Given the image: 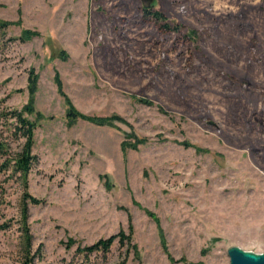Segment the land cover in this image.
I'll return each instance as SVG.
<instances>
[{"label": "rangeland", "instance_id": "1", "mask_svg": "<svg viewBox=\"0 0 264 264\" xmlns=\"http://www.w3.org/2000/svg\"><path fill=\"white\" fill-rule=\"evenodd\" d=\"M151 5L197 38L159 32L142 18ZM0 21L11 23L0 30L7 158L24 141L1 113L29 103L37 75L25 114L36 123L27 193L41 201L27 206L32 264H86L76 248L129 226L135 250L116 241L94 264H229L231 247L264 253L261 0H0ZM25 30L37 36L19 41ZM65 98L112 125L71 124ZM22 203L17 178L0 172V264L24 259Z\"/></svg>", "mask_w": 264, "mask_h": 264}, {"label": "trees", "instance_id": "2", "mask_svg": "<svg viewBox=\"0 0 264 264\" xmlns=\"http://www.w3.org/2000/svg\"><path fill=\"white\" fill-rule=\"evenodd\" d=\"M264 3V0H261ZM142 18L148 22H152L157 26V29L161 33H173V34H182L183 38L188 41H194L197 38V32L194 30H188L183 32V27L175 22H170L165 17V15L157 10L153 9V6L142 7ZM11 23L0 21V30H6ZM37 36L36 33L30 32L28 30L22 31L19 36V41L25 42ZM58 79V77H56ZM60 85V84H59ZM37 87V75L31 71L28 75V88L30 99L29 103L22 110H10L8 112L1 113V117L5 119V122L12 121L9 125L8 131H10L11 137L15 140H23V149L15 158H7L8 155V146L5 142L0 141V172L6 174L7 171H10L11 177L17 178L20 185L23 188V203L20 210V218L18 220L19 232L21 234L22 241V252H23V261L22 264H32L34 256L31 253V236L28 228V205H39L41 201L30 196L27 193L28 189V176L34 161L36 160L35 156L32 155L31 150L34 144V130L36 128V123L30 121L25 117V114L33 113V96L36 92ZM141 101V100H140ZM65 103L68 107L67 109V119L71 124H74L78 120L87 121L96 126H111L112 118H103L95 116H85L78 111L70 104L67 98H65ZM149 104V102H145ZM37 117L40 118L39 114ZM145 139L136 141L138 144L145 143ZM131 144H129L130 146ZM132 145L131 147H134ZM4 159V160H3ZM8 227L7 224L0 226L1 230H6ZM133 231L129 226V231L127 234L120 232L117 235L111 236L107 239H101L90 246H85L83 248H76V253L83 255L84 263L94 264L97 259L105 260L107 255L110 253L111 248L115 245L116 241L123 247H126L128 251L135 250V244L132 241ZM70 243V242H69ZM67 249H70L71 245L65 246ZM129 253H127L128 255ZM93 256V259L91 258ZM123 264V263H122Z\"/></svg>", "mask_w": 264, "mask_h": 264}, {"label": "water", "instance_id": "3", "mask_svg": "<svg viewBox=\"0 0 264 264\" xmlns=\"http://www.w3.org/2000/svg\"><path fill=\"white\" fill-rule=\"evenodd\" d=\"M229 264H264V253L256 254L243 251L238 247H231L227 251Z\"/></svg>", "mask_w": 264, "mask_h": 264}]
</instances>
